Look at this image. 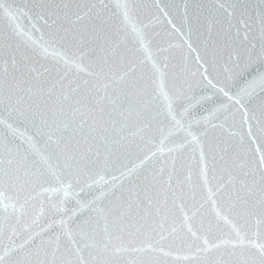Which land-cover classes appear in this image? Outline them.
<instances>
[{
    "label": "snow or ice",
    "instance_id": "6c2138e0",
    "mask_svg": "<svg viewBox=\"0 0 264 264\" xmlns=\"http://www.w3.org/2000/svg\"><path fill=\"white\" fill-rule=\"evenodd\" d=\"M0 264H264V0H0Z\"/></svg>",
    "mask_w": 264,
    "mask_h": 264
}]
</instances>
